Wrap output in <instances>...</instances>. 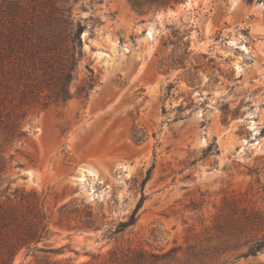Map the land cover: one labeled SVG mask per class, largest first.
Instances as JSON below:
<instances>
[{"label": "rangeland", "instance_id": "rangeland-1", "mask_svg": "<svg viewBox=\"0 0 264 264\" xmlns=\"http://www.w3.org/2000/svg\"><path fill=\"white\" fill-rule=\"evenodd\" d=\"M12 18L52 67L22 138L0 126V204L47 224L11 264H264V0H0Z\"/></svg>", "mask_w": 264, "mask_h": 264}, {"label": "trees", "instance_id": "trees-1", "mask_svg": "<svg viewBox=\"0 0 264 264\" xmlns=\"http://www.w3.org/2000/svg\"><path fill=\"white\" fill-rule=\"evenodd\" d=\"M134 3L140 5L142 3L160 5H170L172 2H177L180 0H133ZM14 1L8 2V15L14 14ZM10 24L2 23L0 25V41L7 43L9 52L8 55L2 53V58L0 59V126L4 124V127L7 130L6 140H11L15 137L19 139L24 135L20 127V119L24 117L27 112L33 107V103L38 99L40 94L43 92L44 82L43 78H39L40 75H46L48 68L52 67V64H49L48 61H44L41 57L38 58L39 65L36 66V62L33 57L35 52L33 47L41 48L40 43L32 42V37L36 36L37 38L44 37L42 32H36L33 28L24 25L22 22L10 19ZM82 32V27L78 28L73 33V40L80 44V34ZM27 41L29 44L24 45L22 41ZM14 45H19L25 49H22V52H25L24 56H27L33 64L30 68H27L23 61L22 64L16 60L17 57L14 55ZM30 46V48H29ZM3 48V47H2ZM56 48V47H55ZM55 48H47V50H52ZM46 50V51H47ZM18 52V50H17ZM68 69L66 73L63 74L64 78H71L72 71L76 64V58L73 55H69L68 59ZM41 71V73H36V71ZM39 74V75H37ZM84 92L83 86H79L76 91V95L81 96ZM85 95H87L85 93ZM45 97L49 101H44L41 103L42 107L45 108L49 103H58L65 102L70 97V91L68 83L61 84L59 88H51L50 92L45 94ZM208 149H211L210 146ZM149 170L144 180L148 179ZM143 180V181H144ZM143 197L139 199L134 209L130 213L128 219L123 222V226L133 225L139 217V210L142 205ZM38 201L33 203V207H36ZM3 204H0V227L5 228L6 231H11L12 236L7 234L8 237L4 241V248L0 249V264H11L13 256L16 251L22 246L29 247L32 243H37L42 237L43 231L46 229L47 224L44 223L45 213L37 209L36 214L33 216L17 215V212H12L8 207H3ZM264 247V235L258 239L254 240L248 249V254H256Z\"/></svg>", "mask_w": 264, "mask_h": 264}]
</instances>
